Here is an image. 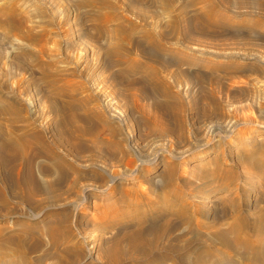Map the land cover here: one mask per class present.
Wrapping results in <instances>:
<instances>
[{
	"label": "bare ground",
	"instance_id": "1",
	"mask_svg": "<svg viewBox=\"0 0 264 264\" xmlns=\"http://www.w3.org/2000/svg\"><path fill=\"white\" fill-rule=\"evenodd\" d=\"M229 1L193 0L191 5L199 7L191 18L186 13L188 6H179L170 16L169 6L162 5L170 17L166 31L155 32L152 24L147 30H133L140 31V43L131 37L134 33L130 36L123 25L121 28L116 23H126L122 15L95 14L91 20L95 22L94 27L91 25L97 35L95 41L106 42L98 49L96 70L87 68L84 73L74 68L68 77L55 53L61 50L50 52L44 44L39 45L41 37L30 36V30L21 36L38 46L29 56L31 69L37 70L38 76L34 86L46 89L41 96H45L44 104L52 119L49 123L38 122L32 102L27 107L19 101L24 95L21 91L10 101L0 103V117L6 116L10 127H0V264H47L50 259L55 264H125L127 259L136 264H233V256L238 257L234 264H264V144L252 142L248 138L252 132L245 131L238 134L242 138L239 145L245 150L230 157L209 138L190 144L185 135L187 102L191 107L196 104V100L189 99L190 86L218 83L221 77L217 74L238 71L236 64L219 68L207 58L194 55L228 58L201 49L206 48L202 43L210 39L196 23L215 32L248 26H258L264 32V15H257L259 19L253 21L242 20L237 13L229 15ZM81 3L82 7L85 1ZM90 6L93 12L95 5ZM11 11H5L8 22L13 20ZM37 12L41 14V10ZM140 17L145 22L143 14ZM238 20L241 25H237ZM112 21L117 24L111 23L113 29L106 26ZM127 24L131 23L125 28ZM240 31L243 35L244 30ZM126 45L135 46L142 59L153 61L162 71L150 69L133 56L129 58L131 51L124 50ZM169 54L175 56L172 61L178 65L206 68L209 74H195L198 77L194 79L178 68L168 71L171 61L163 55ZM232 58L237 59L235 55ZM167 76L172 85L165 80ZM213 94L203 96L213 114L221 116L220 103ZM182 95L189 100L186 105ZM163 118L175 121L176 127ZM143 128L164 137L177 135L184 149L169 148L165 154L143 160V155L132 147L133 131ZM31 142L39 144V149H32ZM210 151L215 155L203 159L202 154ZM193 162L197 164L191 165ZM234 169L245 173H233ZM144 183L148 189H144ZM244 186L254 189L248 193ZM8 198L28 206L29 215L24 221L32 225L12 220ZM143 206L150 216L143 215ZM223 207L228 210L223 211ZM14 228H21L18 235L9 234ZM181 229L186 230V237L176 234ZM29 234L35 242L26 244L20 237ZM41 237L52 252L37 256L42 251Z\"/></svg>",
	"mask_w": 264,
	"mask_h": 264
},
{
	"label": "rangeland",
	"instance_id": "2",
	"mask_svg": "<svg viewBox=\"0 0 264 264\" xmlns=\"http://www.w3.org/2000/svg\"><path fill=\"white\" fill-rule=\"evenodd\" d=\"M79 1L78 0H0V86H1L0 95L2 94L0 96V103L3 104V102L5 103V101L7 100L10 101L11 98H14L13 96L16 95L15 93L21 91L19 92L21 95L26 94L27 96L23 95L21 97L22 99L20 100L18 99V100L24 103L27 107H29L28 104L32 102L33 110L37 109V112L35 111L34 113L37 117L38 122L41 121L43 123H46L47 121L49 123L52 119L46 110L47 105L45 104H47V101L45 102L43 100L45 99L44 98L45 96H41L46 89L44 88V86L41 85L34 86V84L37 82L36 79L38 76H37V70L31 69L32 59L29 56L31 52L33 54V52L37 51L38 46L36 44L31 43L29 40L26 41L25 39L21 38V36L23 37V34L26 36L28 35L29 32H31L30 36H35V37L37 36L36 34H38V36L41 37V39L44 42L42 43L41 40L39 45L44 44L46 49L50 50V52L61 50L60 54H62L61 56L63 58L60 57L59 52L56 51L55 53L57 54V56H59L57 58L62 62V65H64L62 67H65V69L68 71V73L64 71L65 73L63 72V74L66 77H68L69 74L73 72L72 69L74 68L82 70L85 73L86 72L85 69L87 68L89 70L95 69V64L98 63L96 58L98 49L104 48L106 42L104 40L95 41L97 35H95V31L92 30V28L95 26V22L93 21L95 17L98 16L97 14H100V16L105 14L108 17H112L111 15L113 14L117 17H119V15L121 17L122 15L124 19L125 18L127 19L126 23H131L129 25L130 28L128 24L126 25L125 28L126 23L122 22L121 20L120 21L116 20L117 22L116 21L115 22L119 24L121 28H122L121 25H123L124 32L129 33L130 36L131 34L134 33L133 36L131 37L134 38L135 42L140 43L141 42L139 41L141 39L140 31L134 32L135 30L136 31L141 29L144 30L146 27L151 26L152 24L155 26V28L152 29L155 32L166 31V27L170 17L169 14L163 11L164 7H162V5H165L167 7L169 6L168 13L172 12L170 16L173 14L175 10L181 7L188 6L186 10L188 11L186 12L188 15L187 14L186 15L189 18L194 17V15L197 14L198 12L197 8L199 7L197 6V8H194L196 5H191V2L193 0H168V3L166 0H162L161 1L162 4L160 3L159 0H107V3L105 2L106 0H98L99 2L97 0H79ZM82 1H85V4L82 6L83 8L81 7ZM86 1H90L93 3L91 4L90 2H86ZM100 1L102 2V4ZM230 2H231V9H228L230 12L226 10L228 12L227 14L231 15L237 13L241 15L242 20L246 19V21H253L255 19H259L261 15H264V5L262 3L263 2L262 0H231L228 3ZM88 3H90V5L92 6L93 4L95 5L94 7H92L93 12H91V8H90L91 6L87 5ZM76 4H78L79 7L77 8L72 7V5L76 7ZM99 5L101 6L99 7ZM170 7H172L171 10H173V8L174 10L171 11ZM195 9H197V11ZM10 10L13 11L12 14L13 20L11 22L10 21L8 22V19L5 16L6 13L5 11L9 12ZM40 10H41V14L38 15L39 13L37 11ZM112 10L116 11L118 15L115 14V12H113ZM110 12H112L111 15ZM90 14L93 17H91ZM141 14H143L145 22L140 17ZM24 19H26L27 21ZM20 20L22 22H20ZM238 21H237V25H241L242 21L240 20ZM115 22L112 21L109 22L108 24L111 23L114 24ZM261 22H264V17ZM116 23L115 25H117ZM115 25L111 24L110 26L109 25L106 26L108 28L110 27L113 29V26ZM198 25L196 23L195 26L199 27V29L201 28L200 30H203L205 32L204 35H206V33L208 32L207 33L208 35H206V37L210 39V41H206L202 43V45L206 46V48L204 47L205 49H203L202 47L201 49L203 51L213 52L216 55H223L228 58H223V57L214 58L205 55L203 56L199 53H194V55L201 59L207 58L206 60H210L216 63L217 67L219 68L220 67L229 68V66L236 64L238 65L237 67L238 71L235 70L236 72L235 71L232 72V70H225L226 71L224 72L225 74L224 73L217 74L221 77V79L218 78V80H221L218 83L191 85L189 89L190 90L189 99L192 98L196 100V104H195L196 106L194 105L195 108L189 105V102H187L189 101L187 100V96L182 95L183 96L182 98L185 101V105L188 103L186 105V108L188 107V110L186 111L185 114L186 124L184 123L185 127L187 128V129L185 128V132H186L185 135L188 143L190 144H192L193 141L197 142V140H201V139L205 140L209 138L208 140L214 141V145H219V147L217 148L223 150V153L228 154V156L229 155L230 157L236 156L238 155V153L241 155L246 147L241 146V144L239 145V143L242 142L241 135H238L240 133L243 134L245 131L246 132L251 131L253 134L251 133L248 136V138L255 144L258 143L257 145L264 144V32L258 29L259 28L258 26L252 28L248 26L249 28L247 27L246 29L238 28L239 30V31L237 30L238 32L233 30L232 28L231 30L229 27H227L228 29L225 28L222 29V31H224L222 33L220 29L219 30L216 29L215 32L213 31V29L205 28V26L200 23ZM132 26H134L135 29H133ZM240 29L244 30L243 33L244 36L241 34L242 32L240 31ZM230 30L233 32H231ZM228 32L230 33V35L227 34ZM210 34H212V36ZM239 35H242L243 37ZM239 38L241 39L238 40ZM124 47H125L124 50L127 48V50L125 51L129 50L132 53L131 54L130 52H128L129 55H131L129 56V58L133 56L132 57L133 59L136 58L137 61L144 62L147 65V67H149L150 69H153L155 71H162V68L153 61L142 59V53L139 52V50H136L137 48H135V46L126 45ZM93 50L95 52H93ZM234 55L237 57V59L232 58V56ZM49 56L50 55H48V57ZM163 57L167 61L169 62L171 61L172 66L170 69H168V71L171 70L172 72H174L175 69L176 70L180 69L181 71L186 72L190 76L193 75L194 79H197L195 77H198L200 74H201L200 76H206L208 73V70H206V68L178 65L176 62L172 61L175 60L174 55L172 56L171 54L163 55ZM43 59L44 58H42V60ZM45 59L44 61H46ZM58 67L60 68L61 65L60 66L58 65ZM195 74L198 76H195ZM226 76L227 78L225 80V78L223 77ZM167 78H165V80L166 81L168 80L167 82L170 85H172V79H170L168 76ZM34 79L35 81H33ZM231 80L235 82L232 83ZM34 87H36L35 88L37 89L36 91L34 90ZM173 89L172 91H176L175 89L174 90ZM204 93H210V94L214 93L213 96L215 97V100H217L220 103V108L222 109L223 115L221 114V116L220 115L218 116L213 114L212 109L210 107V102L206 100L203 96ZM43 95H45V93ZM148 102H149L148 105H150V101ZM38 114L41 115L39 116ZM3 117L2 116L0 117V124L2 125L0 127H2L3 130L6 129L8 130L10 129V127L8 126L9 123L6 119V116ZM163 120L169 126H172V128H174V126L176 125V122L174 121L173 123V120L169 118H167L166 120L165 118H163ZM14 126H19V125L15 124ZM139 131L140 132L133 131L134 140L132 143V147L134 148L135 151L143 155V160L148 161L157 155L165 154V152L169 150V148L178 149L177 151H179L180 149H184L183 144H181L177 135L172 137H164V135L152 133L151 131L144 128L143 130H139ZM47 139H45V141L48 143L49 140ZM235 140L239 141L236 146L232 145L233 142H235ZM86 143L89 142L85 140L84 144ZM34 145L35 144L33 143L31 144L32 149L33 148L39 149L40 147L38 146L39 144H36L35 147ZM90 146L89 144L87 145L88 148H90ZM260 149L262 148L260 147ZM206 153L207 152H204V154H202L203 159L205 158V160L215 155L212 154V151H210L207 154ZM229 163L230 162H228L227 164L230 165ZM194 164L196 165L197 162L191 163V165ZM235 170L236 169H234L233 173L238 172L239 174H241L242 172L241 175L245 173L243 171L240 172L239 170L236 171ZM251 173H252L251 176H253L254 173L253 172ZM52 178L55 179L54 177H51V180H53ZM238 184H240V182H238ZM254 184L253 187H256ZM143 187L144 189H148L147 188L148 186L145 183L143 184ZM248 187L249 186H244L243 190L249 193L254 189L252 188V186L249 187L250 189ZM250 194H251L250 201L251 200L253 201L252 199L253 193L251 192ZM40 199H42V197H40ZM40 199L38 200V202H40ZM90 202L93 203L95 201L91 200ZM7 203L9 207L13 208L12 220H20L21 222L23 221L24 222L23 225H25V223L27 222L28 225H32L33 222L24 221V219H26L27 216L29 215V210L27 205L16 199H9V198ZM148 208H151V206H149ZM143 209H144L143 215L146 217L150 216L148 212H145L146 208L144 206ZM221 209L223 211L228 210L227 207H223ZM138 213L142 214V211ZM6 227H10V226H6ZM13 230L11 229L12 233L9 234L18 235L19 230H21V228H19V230L17 228H14ZM4 234H6V236L9 235L6 232ZM176 234L180 236H184L186 234V230L181 229L177 231ZM20 238L22 240H25L26 244H31L35 242V238H33V236L31 235L30 236L26 235V237H20ZM39 242H40L39 245L41 244L39 248L40 250L42 249L40 253L41 252L42 253L36 254L37 256H40L43 253L45 254L48 251L52 252L50 245H48L47 242H45L44 237L43 238L41 237ZM25 246L29 247V245H25ZM36 255L35 256L33 255L32 257H36ZM231 256H233V254H230V257ZM233 257H232L233 259L232 263L234 264L235 262H237L236 260H238V257L236 256ZM125 261H124L125 264H132V263L136 264L135 261L132 260L131 262L130 259H127ZM47 264H55V260L50 259V261H48ZM187 264L189 263L187 262Z\"/></svg>",
	"mask_w": 264,
	"mask_h": 264
}]
</instances>
